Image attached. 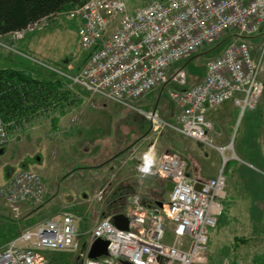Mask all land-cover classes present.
<instances>
[{"label":"built area","instance_id":"built-area-1","mask_svg":"<svg viewBox=\"0 0 264 264\" xmlns=\"http://www.w3.org/2000/svg\"><path fill=\"white\" fill-rule=\"evenodd\" d=\"M127 1L87 0L7 37L17 41L43 26L40 22L48 17H73L78 21L85 63L76 73L55 74L70 86L133 107L128 100L163 83L173 63L231 35V41L206 60L199 81L171 91L179 113L175 123L166 122L182 136L215 148L224 162L213 178L198 181L187 175L185 161L179 155H156L151 144L137 170L141 175L173 182L161 207L147 206L134 196L125 212L127 229L117 228L110 216H103L88 233H83L74 217L65 213L20 231L0 248V264H42L43 250L74 252L80 264H203L207 259L209 238L223 213L226 157L225 146H215L207 136L211 123L206 112L232 100L240 117L258 101L263 90L259 73L262 53L255 56L247 39L258 33L264 38V0H155L133 11L127 10ZM0 45L12 49L1 42V37ZM184 74L178 69L172 80L183 84ZM147 116L154 124L161 120L155 113ZM8 140V130L0 118V148ZM45 193L46 186L38 173L20 170L1 187L0 198L12 217L18 218L22 203L38 205ZM100 195L98 192L95 196L101 199ZM97 238L108 241L107 254L89 258L88 250Z\"/></svg>","mask_w":264,"mask_h":264},{"label":"rangeland","instance_id":"rangeland-1","mask_svg":"<svg viewBox=\"0 0 264 264\" xmlns=\"http://www.w3.org/2000/svg\"><path fill=\"white\" fill-rule=\"evenodd\" d=\"M151 1L155 0H128L127 10L133 11ZM40 24L43 26L35 31L28 32L25 38L21 37L18 44L12 40L10 41L8 37H1V42L11 46L12 49L0 45V67L11 65L15 62L17 63V61L26 63L29 59L46 67L48 65L56 66L50 69V71H53L59 69L57 66L62 65V60L64 59L65 64L67 62L68 65H70V68L66 67L65 71L69 73L78 72L84 65L86 56V52L82 50L80 45L78 21L73 17H69L67 14H62L58 17H48L40 22ZM258 34L248 39L244 36L243 39H247L253 46V54L255 56L262 53V66L259 73L263 83V90L255 106H253L254 108L248 109V111H245L240 117L238 110L239 118L237 119L236 125L233 126L234 128L232 127L231 140H229V142L227 141L223 146H218L213 143L217 147L222 148L225 146L223 152L226 158L223 173L225 176V192L227 194L229 193L230 196L223 200V210L224 212L227 211V208L231 210L235 208L238 211L242 210L243 212L240 213V216L244 217V212L251 209V219H247V221L240 220L236 222V225L240 230L242 229L245 230V232H250L249 234L252 236L249 238V242L242 246V250L249 254L253 251L257 257H259L260 253H263L262 249H264V206L261 205L263 199L261 198L260 191L261 186H264V38ZM221 39L222 37L219 38L216 43ZM214 45L197 50L173 63L168 69L166 79L163 83L137 99L128 100L129 104L134 108L105 100L100 96L78 89L80 93L76 94V97L81 95L80 98L83 97L84 101L81 105V99L77 102L74 99L69 107L66 106L65 109L68 108L67 110L71 109V111L69 115L62 118V121L70 119V128L74 123H78L79 120H81L79 123H84L81 127H78V134L75 135H78L80 140L79 143L75 144L73 138L71 141L68 137L67 132H65L68 127H65L64 130L62 126L60 127L62 131L55 132L57 127H55L56 124L54 125L52 123L53 113L52 115L51 113L48 114V116H38L24 126L22 125L21 127L9 130V140L5 145L3 153L0 154V189L6 181V177H10L19 170L30 169L39 175L41 174L40 176L43 178V174L37 168L44 169L47 172L51 171V167L54 166L52 163L55 162L54 157H56L57 154L61 155L57 149L65 154L72 149L71 152L78 153L80 156L82 153L74 151L75 145L77 146L80 143L84 145V143H88L89 141L91 144H85L83 147L90 148L88 151L93 155H100V160L98 162H103L101 166L104 170L102 171L108 173L106 178L111 179V183L118 182L117 180H119L120 177H116L123 175L121 173L122 169L124 171L123 177L129 175V172L133 169L137 177L141 180V186L138 191L136 190L137 193L130 195V198L136 195L140 197L141 194H146L147 187L150 186L153 179H157V177L141 175L138 172L137 166L142 162L143 155L151 144H154L155 150L157 140L165 136L168 132L172 131L174 135H180L166 124V122L169 124L175 123L176 116L179 113L177 106L171 100L170 93L173 90L182 89L185 85L189 86L193 78H196V75L199 76V74L204 73L205 62L211 58L209 57L210 55L205 52H209ZM16 53L20 56L16 55ZM178 69H183L185 72L183 84L176 83L172 80L173 73ZM144 97L148 99L149 106L147 108L144 103L140 102ZM137 109H140L141 112L137 111ZM173 109H175L176 115L174 119H171L169 113ZM246 112H250L251 115L245 117L244 115ZM147 113H155L161 120L154 124L147 116ZM96 121L102 122L103 125L101 126V130L96 126ZM64 123L65 122H62V125ZM87 126H89V128H87ZM192 141L199 142L194 139H192ZM71 144L74 148H70ZM201 146L204 149H208V151H212V155L216 154L218 157L221 155L220 152L209 145L202 144ZM215 150L218 153L215 152ZM166 153L179 155L177 152H174V150ZM155 154L158 155L156 151ZM219 159L220 167L224 162V158L222 159L220 156ZM68 160L69 159L65 156L61 158L58 157V161H62L63 163L61 167L67 165L69 162ZM184 164L187 170V164ZM71 168L72 166L65 170L68 171ZM81 168L83 167L81 166ZM91 168H96L98 170L101 167L91 165ZM61 171L60 174H56L59 178L66 173H61ZM48 176L51 177L50 174H48ZM252 185H255V190H252ZM112 187L113 188L106 190L108 195L114 191H119L120 189L118 188H122L120 185L115 187L113 184ZM161 187V195L156 197L155 200L161 199L166 202L168 192L164 190V184H161ZM104 190L105 189L97 188L96 190L85 192L92 195L93 200L98 192H101L100 196L103 197ZM229 191H231L232 194H230ZM125 192L130 194L135 192V190L124 189L122 193L125 194ZM253 198L255 202H253ZM67 199L68 197H65L63 201L68 202L69 200ZM129 199L127 200L128 205L130 202ZM94 200H96V197ZM96 201L97 202L94 203L92 202L95 212L93 211L90 216L84 217V219L81 216L83 214L87 216L85 213L86 208L75 206L77 207L76 209L79 208L78 211L82 208V212L80 213V227L84 228L82 229L83 231L89 230V228L92 227L94 222L100 218L98 210L105 208V202L100 203V199ZM58 208V205L54 206L53 204H49L48 207L41 209L40 213L35 215V218H45V216L49 217L56 214L59 212ZM70 208L74 210V206ZM125 208L128 209V206L126 205L124 209ZM10 214L12 213H9L0 198V226H13V224L10 225L7 222L10 217L15 219V217L10 216ZM21 217L22 216H19L17 220H13L19 221V223H14L16 233L33 226L21 222ZM219 227L223 229L221 225H219ZM2 231L3 227H0V235H3ZM229 231H231L230 225L222 234L217 233L220 235L218 238L215 237L214 239V236L210 237L207 259L203 264H217L221 257L227 258L230 256L231 252L229 254L226 253L233 239ZM170 239L171 237L168 236L166 240L169 241ZM257 247L260 250H257ZM222 248L225 249L222 251ZM217 254L218 257H216ZM41 255L43 257L42 264H80L78 256L76 255L75 257L74 252L71 251L43 250Z\"/></svg>","mask_w":264,"mask_h":264},{"label":"crops","instance_id":"crops-1","mask_svg":"<svg viewBox=\"0 0 264 264\" xmlns=\"http://www.w3.org/2000/svg\"><path fill=\"white\" fill-rule=\"evenodd\" d=\"M67 68H70V65H68ZM203 74H199V76L196 75V78H193L192 83L199 81L202 78ZM184 87H186V85ZM80 96L76 98L78 100L79 99L82 100L80 102L81 104L83 103L84 98L83 97L80 98ZM140 102L144 103L146 108L149 106L148 99H146L145 97ZM72 103H73V100L69 99L67 106L69 107ZM70 111L71 109L66 111V113H64L63 115L58 116V120L55 126L57 128L55 132L62 131V129L60 128L62 126L64 130H65V127H68L65 130V132H67V135L71 139V141L73 138V142L76 144L80 142L78 135L75 136L76 134H78V131H79L78 127H81L84 123L82 122L79 123L81 121L79 120L78 123H74L72 127L70 128V125H69L70 119H66L65 121H62L63 120L62 118L64 116L69 115ZM137 111H140V109H137ZM169 114H170V118L174 119L176 115L175 109L170 111ZM250 115H251L250 112H246L244 116L249 117ZM206 117L211 123V128L207 131V136L209 140L218 146H223L227 143V141L229 142L232 136V127L236 125L237 119L239 118L238 108L234 105V103L231 100H227L224 103H222L219 107H216L215 109L214 108L208 109L206 112ZM62 122H65V123L62 125ZM102 125H103L102 122L100 123L96 121V126H98L100 130H101ZM87 128H89V126H87ZM143 132H144V129H143ZM171 132L172 131L168 132L165 136H162L160 139L157 140L156 145H155L156 153L160 155L162 153H166V152H170L174 150V152H177L179 156L187 164L188 176L198 181H205L207 179L214 177L220 165V159H219L220 155L219 157L216 154L212 155L211 153L212 151H208V149H204L201 146L202 143L192 141V139L181 136V134L174 135V133L172 132L173 133L172 134ZM85 144L90 145L91 142L88 141V143H84V145H81L80 143L77 146L75 145V150L73 149L75 152L82 153L80 156L78 153L71 152L72 149L70 150V152L67 151V154L62 153L61 150L59 151L57 149V151L61 155L57 154V156L54 157L55 162L52 163V165L54 166L51 167L52 169L51 171L47 172L44 169L37 168L43 174L42 175L44 178L43 181L46 184V194L43 197V201L39 203L38 205H32L30 203L21 204V207H20L21 211L19 213V216H22L21 222L28 223L29 226L33 225L32 227H35L43 223L46 220L58 219L61 217L63 213H69L75 218V223L77 227L83 233H86V232L88 233V231H90L91 228H89V230L83 231L82 229L84 228L80 227V215H81L80 213L82 212V208L85 207L86 208L85 213L87 216H85L84 214L81 216L84 219V217L90 216L92 212L95 210L93 208L94 206L93 203L97 202L96 201L97 199L94 200L95 199V196H94V199L92 200L93 196L90 194H87L85 191H92V190H96L97 188L105 189L104 195L101 198L100 203L105 202L106 205L104 209L98 210V213L100 215L99 217L108 216V215L112 216V215H117L121 212H125L126 208L124 209V207L126 205L128 206L127 200L130 198V195L137 193L139 187L141 186L140 178L137 177L133 169L131 170V172H129V175H126L123 177L124 171L122 169L121 173L123 175L116 177V178L120 177V179L117 180L118 182L111 183L112 182L111 179L106 178V175L108 173H106L105 171H102L104 170L102 169V166H101L103 162L102 163L98 162L100 160V155L91 154L90 151H88L90 148L83 147L85 146ZM70 148H74V146L71 144ZM215 152L217 151L215 150ZM62 156H65L69 159L68 164L64 165L63 167H61V165H63L62 161H58V157L61 158ZM91 165H95V167H101V168L97 170L96 168H91ZM70 166H72V168L66 171L65 169L66 168L69 169ZM81 166L83 168H81ZM60 171L61 173L66 172L63 176H61V178L56 176L57 173L60 174ZM48 174H50L51 177H49ZM7 179L8 177H6V180ZM164 183H165L164 179H161V178L153 179L150 186H148L147 189L145 188L147 190L146 194L144 195L141 194L140 196V199L142 200V202L147 205L152 203V201L154 202L156 197L161 195V190H162L161 184H164ZM112 184L115 185V187L120 185V187L122 188H118L120 189L119 191H116V192L114 191L110 195H108L106 190L113 188ZM251 188L252 190H255L256 187L255 185H252ZM124 189L135 190V192L130 193V194L129 193L127 194L125 192V194H123L122 191ZM260 191H261V196H262L261 198L263 199V202L261 205L264 206V186H261ZM229 192L230 194H232L231 191ZM229 196H230L229 193L228 194L226 193L225 199ZM65 197H68L67 199L69 200L68 202L63 201V198ZM252 200L253 202H255L254 198ZM253 202H252V205H253ZM49 204H53L54 206L58 205L59 212L49 217L45 216V218L43 217V218L36 219L35 215L37 213H40V210L43 209L44 207H48ZM73 206H74V210H71L70 207H73ZM75 206L79 208L82 207V208L80 211H78L79 208L76 209L77 207ZM241 212L243 211L242 210L238 211L235 208L233 210H231L230 208H227V211L225 212L223 210V213L221 217L218 219V223L216 224L217 225L216 230L214 228L211 233L210 237L214 236V239L215 237L218 238V236L220 235H218L217 233L222 234L223 232H225V230L230 225L231 231L229 232L231 233L230 236L233 238L232 243L229 245L230 246L229 250L226 248L227 249L226 253L229 254L231 252L230 256H228L227 258L221 257L220 261L217 264H264V249H262L263 253H260L259 257H257L253 251L251 254H249L248 252L242 250V246L247 244L250 240L249 238L252 236H250L249 234L250 232H245V230H242V229L240 230L237 227L236 222L240 220L247 221V219H251L252 214H251V209H249L247 210V212H244V217H241L240 216ZM17 219H18L17 217H15V219L10 217L9 221L7 220V222L10 225L13 224V226L11 227H9V225L0 226V227H3V231H2L3 235H0V247H3L9 240L13 239L14 237L18 235L19 232L18 233L15 232L14 228L16 227L14 226V223H19V221H13ZM219 225H221L223 229H220ZM240 238L245 239V241L238 240ZM224 249L225 248H222V251ZM256 249L260 250L258 249V247ZM218 254L216 257H218Z\"/></svg>","mask_w":264,"mask_h":264},{"label":"trees","instance_id":"trees-1","mask_svg":"<svg viewBox=\"0 0 264 264\" xmlns=\"http://www.w3.org/2000/svg\"><path fill=\"white\" fill-rule=\"evenodd\" d=\"M85 1L87 0H0V37H6L7 34L21 30L50 14L77 7ZM231 38L228 34L223 36L205 53L209 57L217 55ZM14 42L18 44L19 40ZM16 55L20 56L18 53ZM63 60L62 65L57 67L65 71L68 63L65 64ZM55 73L29 59L26 63L17 61L0 67V118L8 131L50 113L54 114L52 123L55 125L58 116L68 111L65 107L69 99H77L78 87H71L65 78ZM238 240L245 241L241 238Z\"/></svg>","mask_w":264,"mask_h":264},{"label":"water","instance_id":"water-1","mask_svg":"<svg viewBox=\"0 0 264 264\" xmlns=\"http://www.w3.org/2000/svg\"><path fill=\"white\" fill-rule=\"evenodd\" d=\"M4 151V147L0 148V154H2ZM173 188V182L171 181H167L166 184H165V190L166 191H171ZM196 189H199V185H196L195 186ZM156 204L158 206H162V202L161 201H157ZM112 220H113V223L114 225L119 228V229H127V226H128V219L127 217L120 213V214H117V215H114L112 217ZM107 245H108V241L107 240H104V239H101V238H97L95 239L89 250H88V253H87V256L89 258H96V257H99L101 255H105L107 254ZM129 264V263H127Z\"/></svg>","mask_w":264,"mask_h":264},{"label":"bare ground","instance_id":"bare-ground-1","mask_svg":"<svg viewBox=\"0 0 264 264\" xmlns=\"http://www.w3.org/2000/svg\"><path fill=\"white\" fill-rule=\"evenodd\" d=\"M57 71H64V70H60V69L53 70V72L58 73ZM64 72H68V71H64ZM140 112H141V110H140ZM142 112H143V111H142ZM126 264H127V263H126Z\"/></svg>","mask_w":264,"mask_h":264}]
</instances>
